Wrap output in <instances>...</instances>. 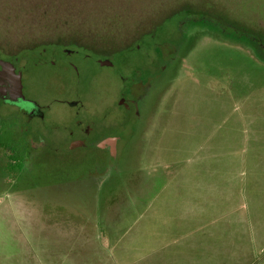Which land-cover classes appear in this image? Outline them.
Wrapping results in <instances>:
<instances>
[{
    "label": "rangeland",
    "instance_id": "obj_1",
    "mask_svg": "<svg viewBox=\"0 0 264 264\" xmlns=\"http://www.w3.org/2000/svg\"><path fill=\"white\" fill-rule=\"evenodd\" d=\"M4 56L0 264H264V0H0Z\"/></svg>",
    "mask_w": 264,
    "mask_h": 264
},
{
    "label": "flooded vegetation",
    "instance_id": "obj_2",
    "mask_svg": "<svg viewBox=\"0 0 264 264\" xmlns=\"http://www.w3.org/2000/svg\"><path fill=\"white\" fill-rule=\"evenodd\" d=\"M67 50V49H66ZM66 50H64L66 52ZM68 56L74 54L73 51L66 52ZM0 122H7L13 120H20L22 117H25L26 122L33 119V118H40L43 119L45 116V112L43 107L34 99L29 98L25 93V86H24V73L17 67L14 61L9 58L0 57ZM98 63L103 65L102 62L98 60ZM10 66H13L14 71L17 74L21 75V84H22V99L15 100V96H17L14 88L9 82L8 78V70H11ZM71 67L75 70L77 68L71 64ZM126 97L121 99V105H125ZM133 99V98H132ZM132 101V100H131ZM135 101V100H134ZM134 103V102H133ZM129 108V106L127 107ZM81 124V123H80ZM92 127L85 126L81 128L80 135L81 137L73 139L71 142L72 147L74 148L76 145L77 147H84L86 142L84 138L91 135ZM83 137V138H82ZM119 140H114L115 150L117 151V144ZM76 147V148H77Z\"/></svg>",
    "mask_w": 264,
    "mask_h": 264
},
{
    "label": "water",
    "instance_id": "obj_3",
    "mask_svg": "<svg viewBox=\"0 0 264 264\" xmlns=\"http://www.w3.org/2000/svg\"><path fill=\"white\" fill-rule=\"evenodd\" d=\"M66 52H71L69 50H66ZM0 64H1V61H0ZM11 70H8V78H9V82L10 84L12 85V87L14 88L17 96H15V100H18V99H22V92H21V89H22V84H21V75L20 74H17L15 71H14V68L13 66H10Z\"/></svg>",
    "mask_w": 264,
    "mask_h": 264
},
{
    "label": "crops",
    "instance_id": "obj_4",
    "mask_svg": "<svg viewBox=\"0 0 264 264\" xmlns=\"http://www.w3.org/2000/svg\"><path fill=\"white\" fill-rule=\"evenodd\" d=\"M118 144H119V141H118ZM118 144H117V146H118Z\"/></svg>",
    "mask_w": 264,
    "mask_h": 264
}]
</instances>
